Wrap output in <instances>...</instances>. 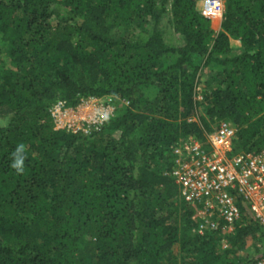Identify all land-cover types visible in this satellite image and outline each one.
Listing matches in <instances>:
<instances>
[{
  "label": "trees",
  "instance_id": "trees-1",
  "mask_svg": "<svg viewBox=\"0 0 264 264\" xmlns=\"http://www.w3.org/2000/svg\"><path fill=\"white\" fill-rule=\"evenodd\" d=\"M199 1L0 0V264H254L259 223L197 232L167 174L211 122L264 147V0ZM105 96L98 129L55 128L57 101Z\"/></svg>",
  "mask_w": 264,
  "mask_h": 264
},
{
  "label": "built area",
  "instance_id": "built-area-1",
  "mask_svg": "<svg viewBox=\"0 0 264 264\" xmlns=\"http://www.w3.org/2000/svg\"><path fill=\"white\" fill-rule=\"evenodd\" d=\"M199 10L206 16L220 17L223 1L200 0ZM114 108L112 98L105 96L84 99L75 107L57 101L49 113L55 128L87 134L107 121ZM235 132L230 122L219 120L204 141L191 137L180 141L173 148L167 174L177 185L179 197L198 206L197 232L209 230L228 235L242 210L256 220L261 226L263 245L254 264H264V147L256 153L232 154Z\"/></svg>",
  "mask_w": 264,
  "mask_h": 264
},
{
  "label": "clouds",
  "instance_id": "clouds-1",
  "mask_svg": "<svg viewBox=\"0 0 264 264\" xmlns=\"http://www.w3.org/2000/svg\"><path fill=\"white\" fill-rule=\"evenodd\" d=\"M23 152H24V145L21 144L16 148L15 152L13 153L14 159L11 167L16 169L18 173L23 171L24 156L20 155Z\"/></svg>",
  "mask_w": 264,
  "mask_h": 264
},
{
  "label": "rangeland",
  "instance_id": "rangeland-1",
  "mask_svg": "<svg viewBox=\"0 0 264 264\" xmlns=\"http://www.w3.org/2000/svg\"><path fill=\"white\" fill-rule=\"evenodd\" d=\"M223 1V0H222ZM197 6H198V8H199V3L197 4ZM231 46L232 47H234L233 49H236V46L238 47L239 46V41L237 40V39H232L231 41ZM0 45H1V43H0ZM201 79H202V77H201ZM199 87V86H198ZM199 89V88H198ZM201 107V106H200ZM215 125V123L214 122H211V124H210V127H213Z\"/></svg>",
  "mask_w": 264,
  "mask_h": 264
}]
</instances>
